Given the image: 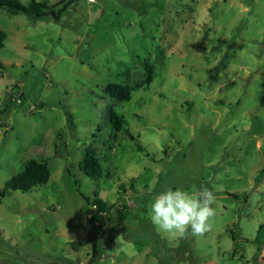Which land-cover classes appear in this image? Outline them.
<instances>
[{
    "label": "rangeland",
    "instance_id": "374dc122",
    "mask_svg": "<svg viewBox=\"0 0 264 264\" xmlns=\"http://www.w3.org/2000/svg\"><path fill=\"white\" fill-rule=\"evenodd\" d=\"M0 28V190L29 159L51 167L0 197V264H264V0H76L60 22L0 6ZM146 61L150 85L106 92ZM202 186L209 231H159L156 194Z\"/></svg>",
    "mask_w": 264,
    "mask_h": 264
},
{
    "label": "trees",
    "instance_id": "16d2710c",
    "mask_svg": "<svg viewBox=\"0 0 264 264\" xmlns=\"http://www.w3.org/2000/svg\"><path fill=\"white\" fill-rule=\"evenodd\" d=\"M76 0H60L56 4L47 5L46 3L39 2L37 0H29L23 3L22 0H0V6L7 9L11 14L25 13L34 20L48 19L60 22L63 17L70 11L71 6ZM7 38V32L0 28V48L4 46ZM4 66V63L0 60V68ZM145 75L142 80L134 85L127 83L111 82L106 86V92L112 97L124 100H130L132 97V91L140 88H144L150 85L155 76V65L149 61L144 64ZM111 123L116 131H120L126 123L124 116L119 115L116 111H111ZM132 139L136 137L130 133ZM140 147L142 145L140 144ZM89 163V166H87ZM82 168L84 165V171L86 175L98 178L102 176L103 169L98 161L97 157L92 159H85L81 162ZM51 177V167L49 164V158L43 159H29L25 163L24 170L18 172L13 177L5 182V188L0 190V197H4L8 190H21L30 191L34 187L47 184ZM236 194V193H232ZM97 195V194H96ZM87 201L97 208L102 210H109L110 205L101 198L95 197L93 201L87 198ZM99 255V250L94 246L89 263H94Z\"/></svg>",
    "mask_w": 264,
    "mask_h": 264
},
{
    "label": "clouds",
    "instance_id": "9594fccd",
    "mask_svg": "<svg viewBox=\"0 0 264 264\" xmlns=\"http://www.w3.org/2000/svg\"><path fill=\"white\" fill-rule=\"evenodd\" d=\"M215 200L214 191L206 186L194 192L167 187L150 202V219L163 233L183 236L190 231L200 236L211 228L209 220L215 215Z\"/></svg>",
    "mask_w": 264,
    "mask_h": 264
},
{
    "label": "built area",
    "instance_id": "2783aa9c",
    "mask_svg": "<svg viewBox=\"0 0 264 264\" xmlns=\"http://www.w3.org/2000/svg\"><path fill=\"white\" fill-rule=\"evenodd\" d=\"M91 1H93V0H91ZM95 206V205H94Z\"/></svg>",
    "mask_w": 264,
    "mask_h": 264
}]
</instances>
